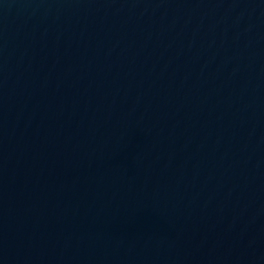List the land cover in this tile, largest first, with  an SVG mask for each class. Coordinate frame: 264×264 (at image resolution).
<instances>
[{
  "label": "water",
  "instance_id": "obj_1",
  "mask_svg": "<svg viewBox=\"0 0 264 264\" xmlns=\"http://www.w3.org/2000/svg\"><path fill=\"white\" fill-rule=\"evenodd\" d=\"M0 264H264V0H0Z\"/></svg>",
  "mask_w": 264,
  "mask_h": 264
}]
</instances>
